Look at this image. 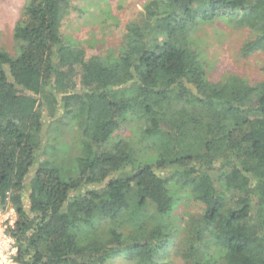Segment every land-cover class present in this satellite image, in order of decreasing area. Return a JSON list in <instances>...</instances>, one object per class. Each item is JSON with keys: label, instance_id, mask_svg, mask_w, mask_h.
Masks as SVG:
<instances>
[{"label": "trees", "instance_id": "obj_1", "mask_svg": "<svg viewBox=\"0 0 264 264\" xmlns=\"http://www.w3.org/2000/svg\"><path fill=\"white\" fill-rule=\"evenodd\" d=\"M70 6L26 0L16 54L0 49V200L19 264H164L178 192L205 206L187 264H264V81H210L193 37L236 19L252 33L242 55L264 52V0H147L104 54L65 42ZM63 122L77 136L60 163L46 137ZM134 123L141 139L116 137Z\"/></svg>", "mask_w": 264, "mask_h": 264}, {"label": "rangeland", "instance_id": "obj_2", "mask_svg": "<svg viewBox=\"0 0 264 264\" xmlns=\"http://www.w3.org/2000/svg\"><path fill=\"white\" fill-rule=\"evenodd\" d=\"M146 1L71 0L69 13L64 18L61 28L63 39L67 43L81 44L89 54L93 53L94 48L100 49L103 54L109 50L118 52L127 23L138 17ZM25 2L26 0H0V49L8 51L11 55H15L17 52L13 33ZM193 37L195 44L200 49L202 60L206 64L207 76L210 81L218 82L227 74L238 75L251 84L264 81V52L247 57L242 55V47L251 39L252 33L248 28H239L236 25V19H220L200 26ZM56 116L58 118L62 116V111H59ZM44 118L45 121H53L47 113ZM70 129L68 122L56 123L51 136L46 137L47 145L49 139L52 141L54 148L50 145V149L54 150L55 158L60 163L63 162V159H67L69 152L71 153L69 145L73 146L72 141H75L77 136L70 132ZM44 130L45 132L49 130L48 125ZM140 131L141 126L134 123L129 128L120 131L116 137H131L134 140H139L142 137ZM51 154L49 152V155ZM40 159L39 157V161ZM177 194L180 203L171 217L177 232L173 244L175 250L170 256L168 255V258H165L164 264H187L181 256L183 255L182 250L186 249L184 244L186 233L194 223L202 220L205 209L204 205L188 199L183 193L178 192ZM28 195L29 192L24 196L25 207L28 206ZM150 214L151 211L146 216L148 224L154 221V218L150 219ZM109 264L134 263L125 261L124 258H117Z\"/></svg>", "mask_w": 264, "mask_h": 264}, {"label": "built area", "instance_id": "obj_3", "mask_svg": "<svg viewBox=\"0 0 264 264\" xmlns=\"http://www.w3.org/2000/svg\"><path fill=\"white\" fill-rule=\"evenodd\" d=\"M17 222V213L11 205H4L0 200V264H19L18 246L12 234Z\"/></svg>", "mask_w": 264, "mask_h": 264}]
</instances>
